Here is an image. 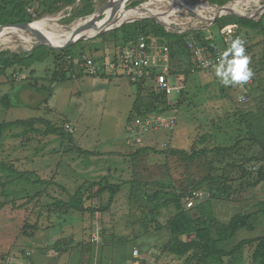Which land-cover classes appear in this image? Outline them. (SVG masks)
<instances>
[{"label": "rangeland", "instance_id": "374dc122", "mask_svg": "<svg viewBox=\"0 0 264 264\" xmlns=\"http://www.w3.org/2000/svg\"><path fill=\"white\" fill-rule=\"evenodd\" d=\"M44 1L29 2L27 13L35 16V20L48 18L53 20L51 25L69 26L74 21L87 17L76 18L84 0H76L74 5H66L56 11H53L54 5L50 3H46L44 8L39 7ZM108 1L90 0L94 10L90 15L102 12ZM148 1L150 0H143L140 5ZM166 1L158 5L159 11L165 13L164 16L171 13L169 18L174 24L176 16L182 17L184 28L192 30L194 40L195 36L210 38L217 46H221L222 39L218 36L214 23L203 22L191 12H185L184 9L176 8ZM184 2L188 7L198 6L201 0ZM132 3L133 1L127 3V9L135 8ZM7 4L9 0H0V7L8 6ZM262 6L264 0H259L258 5L246 4L239 10L246 14ZM176 9L178 14L175 13ZM198 11L208 17V11L205 9L198 8ZM259 19L261 28L240 32L241 38L245 39V54L250 57V66L255 72L250 85L248 82L243 87H225L214 76L213 68L192 72L186 81L181 74L170 76L171 85L184 86L180 94H173L169 98L172 107L168 112L176 117L174 131L157 129L150 130L147 134L139 133L138 130L130 132L131 122L135 118L131 114L133 103L141 93L137 84L132 83L119 67L115 74H110L107 68L104 73L96 76L70 74L67 81L52 83L49 80L57 70L53 54L44 63L33 65V77L29 70L22 69L20 72L19 67L7 70V76L0 78V98L9 90L12 94L11 102L19 103L20 106L4 109L0 103V123L42 118L70 134L73 143L69 144L56 137L23 135V130L16 127L0 135V162L8 164L18 172L31 174V179L39 178L48 183L47 186L37 187L18 181L5 188L0 187V264H185V258L179 259L166 251L169 235L164 228L172 214L157 212L156 217H152L151 206H148L145 195H151L160 189L168 192L180 190L176 188L174 178L180 181L184 176L182 172L178 173L179 170L174 169V166H168L170 162L165 160L166 157L161 152L170 148L191 152V145L202 135L212 131H219L218 133L226 139L234 138L238 128L234 125H222V121L233 123L246 112H253V115H257L256 118L259 117L264 104V13L255 20ZM143 20L156 21L155 18ZM140 21L142 20L134 22ZM174 24H171V27L177 28ZM170 31L173 32L174 29ZM108 33L103 34V37L97 36L82 41L73 50L74 60L85 56L96 61L115 63L119 49L114 47L113 36H107ZM25 34L34 39L29 46L25 47L26 44L18 37L11 36L7 44L0 45V52H31L38 46V41L32 34ZM147 38L149 42L153 41V54L157 55L164 49L169 54L168 48L161 44L159 39ZM27 85L35 87H26L24 91H19V94L12 91ZM147 86L156 88L153 81H148ZM38 89H43V92ZM243 91L247 92V102H239ZM178 99L180 104L176 106ZM260 100L262 101L259 103ZM215 125L222 126L216 130ZM257 125L255 130L260 136L264 121ZM66 126L72 132H69ZM37 127L44 129L42 126ZM77 148L93 152L95 156L88 157L77 152ZM144 148L150 149L148 164L159 170L143 167L140 173L143 172L144 177L150 175L151 181L137 184L136 187L123 188L105 213H65L49 206L47 195L66 199L67 195L61 188L73 194L85 178L99 180L109 175L107 177L110 181L135 180L129 155ZM208 163L207 158L196 162L193 176L199 178L205 175ZM169 167V171H174L173 175L167 170ZM179 169L182 167L179 166ZM185 175L188 179L184 182L194 183L188 172ZM6 181L8 179L0 178V184ZM157 182L164 183L162 185H165V188L155 184ZM41 192L42 196L29 201L35 193L39 195ZM192 195L196 196L195 199L188 198L189 200L183 201L185 211L190 210L187 208L189 202L193 205L201 202L196 200L197 197L206 199L203 189L201 192H192ZM232 199L239 200L209 201L208 212L212 218L220 224H228L236 215H254L250 220L254 229L238 230L233 238L222 246L228 250L242 240L264 236V214H256L264 208L261 204L264 202V184L248 190L245 194L233 195ZM107 204L108 194L87 203L86 206L101 208ZM168 212L173 213L174 207L168 208ZM158 226L163 230L156 233ZM128 240L131 242H127ZM59 241L63 245L62 248L56 246ZM134 250L138 251L136 257L131 256ZM249 263L250 253L243 251L236 257L224 258L222 262L211 261L208 264Z\"/></svg>", "mask_w": 264, "mask_h": 264}, {"label": "trees", "instance_id": "16d2710c", "mask_svg": "<svg viewBox=\"0 0 264 264\" xmlns=\"http://www.w3.org/2000/svg\"><path fill=\"white\" fill-rule=\"evenodd\" d=\"M75 1L45 0L39 4V7L42 6L44 8L46 3H50L54 5L53 11H56L66 5H74ZM89 1L84 0V4L77 11L76 18H84L93 13L94 10ZM131 1H133L132 6L137 7L143 0ZM205 1L212 6L223 7L232 0ZM29 2L30 0H9L8 6L0 7V25L32 23L36 21L35 16L27 13ZM229 24H235L238 27L236 37L241 38L240 32L244 30L256 31L261 28V19L258 21L245 20L236 16L227 15L214 22L218 33L222 27ZM189 34L191 35L192 32L182 35L175 32H168L162 25L156 23V21L142 20L140 22L124 24L110 31L107 36H113V44L115 48L119 49L118 53L124 47L133 45L139 35L159 39L160 43L167 47L169 51L170 76L181 74L186 81L193 69H195V72L199 71L195 68L193 58L187 50L185 40ZM100 37H103V35H100ZM195 40L203 45L211 42L210 38L206 39L200 36H195ZM243 40L245 41V39ZM80 44L81 42H78L73 47L60 52L51 50L45 46H36L31 52H24L23 54L2 51L0 52V78L7 76V70L13 69L14 67H19L20 72L22 69L30 71L33 65L44 63L53 54L55 55L57 70L54 71L52 78L49 80L50 82H65L70 77V74L82 75L83 72L81 70L66 61L68 56H74L73 50ZM249 67L252 69L250 65ZM34 71H30L31 76L35 74ZM252 71L254 72L253 69ZM148 81L152 80L144 78L136 83L141 95L133 103L131 114L135 117L161 113L168 111L172 107L171 101L164 93L147 86ZM26 87L33 88L35 85L20 86L12 91L14 94H19L18 92L23 91ZM39 91L43 92V89ZM11 96L12 94H6L0 98L1 106L4 109L20 106L19 103L13 104L11 102ZM262 100L264 101V97ZM179 104L180 99L176 101V106H179ZM260 110L261 113H258L259 117L257 118V115H253V112H246L240 115L239 118H236L233 123L230 121H222V125L226 124L229 127L234 125L238 128L235 131L234 138L226 139L225 136L218 133L219 131H212L213 133L208 132L194 142L191 145V152H186L178 148H170L161 152V154L165 155V160L170 162L168 166H174V169L179 170L178 173L182 172L184 178L182 177L180 181H177L173 177L174 184L177 187L174 184L173 186L180 190L168 192L160 189L151 195H145V198L149 203L148 206H151L150 214L152 217H156L157 212L172 214L164 228L169 235L166 251L179 259L185 258V264H192L193 262H196V264H208L211 261L222 262L224 258L236 257L243 251L250 253L249 264H264V236L242 240L230 250L222 247L233 238L238 230L247 229L252 231L254 227L250 224V220L254 215H236L228 224H220L208 212L209 201H238L239 199H232V196L245 194L248 190L264 184V126L260 129V136L255 130V127L258 126L257 124L264 121V104ZM37 126H42L44 129H39ZM215 126L217 130L219 126ZM14 127L22 129L23 135L31 134L43 137H56L69 144L73 143L70 134L66 133L61 127H55L49 121L42 118L0 123V135ZM149 151V148H144L135 151L132 154L133 156L129 155L135 172V180L121 182L110 181L111 179L109 180V177H107L109 175L103 176L99 180H88L85 178L73 194H69L64 188H61L67 195L66 199L47 195L50 202L49 206L65 213L77 212L89 215L105 213L123 188L128 186L132 188L136 187L137 184H144L151 181L150 175L144 177L142 175L143 172L140 173L143 167H149L148 170H151V168L157 171L159 170L157 167L148 164L147 157ZM77 152L88 157L95 156L93 152L78 148ZM203 158H207L209 161L206 174L199 178L194 177V164ZM179 166L182 169H179ZM161 167L167 166L161 165ZM169 169L170 167L167 170L169 171ZM173 172L172 169L169 171L172 175ZM186 172L192 176L191 181H194V183L184 182V180L188 179V176L185 175ZM27 174L18 172L8 164L0 162V178L4 177L8 179V181L0 184V187L5 188L9 184L18 181H23L37 187L48 185L46 181L39 178L31 179V174ZM155 184L160 185L161 188H165V185H162L164 183L157 182ZM202 189L207 198L197 197L196 200H201V202H197V205H193L192 207H187L190 210L185 211L183 201L189 200L188 198L195 199L196 196L192 195V192H201ZM35 194L29 200L30 202L42 196L43 192L39 195H37L38 193ZM106 194H108V204L105 207L94 208L86 206L87 203H92ZM261 204L263 207L264 202ZM171 206L174 207L173 213L168 212V208ZM191 208L194 209L192 210ZM256 214H264V208H261ZM161 230L163 229L158 226L155 232L158 233ZM127 242L131 241L128 240ZM56 246L58 248L63 247L61 241L57 242Z\"/></svg>", "mask_w": 264, "mask_h": 264}, {"label": "built area", "instance_id": "2783aa9c", "mask_svg": "<svg viewBox=\"0 0 264 264\" xmlns=\"http://www.w3.org/2000/svg\"><path fill=\"white\" fill-rule=\"evenodd\" d=\"M177 8V7H176ZM178 10L176 9V14ZM175 16V15H174ZM165 20V19H163ZM161 21L162 26L166 31L178 33L180 35L192 32L188 27L185 29V23L182 17L176 16V23L169 18V23L167 21ZM174 24L177 28L171 27ZM238 27L235 24H229L222 27L218 33V36L222 39L221 46H217L212 40L209 44L203 45L198 41L194 40L192 35L186 37V46L189 51L193 61L195 63V68L199 71H207L213 68V65L217 62L219 55L227 48L228 41L230 39L236 38ZM153 41L149 42V39L144 35H139L137 40L130 47L124 48L117 56V61L108 62L101 61L90 57H82L75 59L68 56L66 61L73 64L83 74L89 76H96L105 72L109 68L110 74H115L116 69L123 70L129 77L130 81L136 84L139 80L147 78L152 80L158 92L164 93L168 98L173 94H180L184 90V86H179L178 84L171 85L170 82V57L167 51L164 49L163 52L160 51L159 54L152 53ZM195 72V69L192 70ZM252 83V80L248 85ZM247 86V90H248ZM246 91H243V95L239 96V102H246L247 98L245 95ZM132 126L134 128H132ZM176 127V117L170 114L168 111L161 113L150 114L144 117H135L131 122L130 132L137 131L149 132L150 130L165 129L168 131H174ZM69 132L72 130L66 126ZM131 134V133H130ZM188 207H192L193 203L189 202ZM133 256H138V251H133Z\"/></svg>", "mask_w": 264, "mask_h": 264}, {"label": "bare ground", "instance_id": "6f19581e", "mask_svg": "<svg viewBox=\"0 0 264 264\" xmlns=\"http://www.w3.org/2000/svg\"><path fill=\"white\" fill-rule=\"evenodd\" d=\"M131 0H109L107 3V6L105 8V12L103 14V17H105V20L110 16L111 11L113 7L117 4H119V12L112 21L110 25L103 28L102 30H106L109 28H117L119 25H122L126 22L130 21H136V20H142L147 18H155L158 21H161L167 17V21L165 23H169V17L171 16V13L164 16V12H160L158 9V5L164 1V0H150L147 3H144L140 6H138L136 9H127V3ZM166 1V0H165ZM185 0H167L166 2L172 3L174 7L182 8L186 11L192 12L197 18L201 21H205L208 23H211L213 19L217 16H225L229 15L230 13L226 11H231L232 14L239 15V16H259V8L256 11H252L249 13L244 14L239 10L240 7L248 4H259V0H234L231 3H228L226 7V11H221L218 7H211L208 5L206 1L201 0V2L198 4V6H189L185 4ZM178 8V9H179ZM198 8H203L208 11V17H205L198 11ZM175 9V8H173ZM254 10V9H253ZM60 17V16H58ZM52 18V17H51ZM97 19V14H93L90 16H87L84 19H79L74 21L69 26H58L57 24H52V19L43 18L41 20H36L33 22V27L36 29L42 36H44L50 43L53 45L61 46L64 45L67 41L72 40L73 34L76 31L78 27H81L86 24H90ZM189 19V18H188ZM172 20V19H171ZM97 32H88L83 34V37L90 38L93 37ZM108 33V32H107ZM10 35V36H9ZM11 36L18 37L22 43L26 44L25 47L29 46L34 39H31L28 37L24 32L14 29H8L4 31H0V45L7 44L9 40L12 38ZM34 44V43H33Z\"/></svg>", "mask_w": 264, "mask_h": 264}, {"label": "water", "instance_id": "95a60500", "mask_svg": "<svg viewBox=\"0 0 264 264\" xmlns=\"http://www.w3.org/2000/svg\"><path fill=\"white\" fill-rule=\"evenodd\" d=\"M136 8L137 7L131 8V9H136ZM220 10L226 11L227 9L225 6H223V7H220ZM104 12H105V9H103L102 12L97 13L96 21H94L90 24H86V25H83L81 27H78L73 34L72 40L67 41L64 45H61V46L53 45L52 43H50V41H48L36 29H34L33 22L32 23L0 25V31H4V30H8V29H14V30L22 31L24 33H26V32L30 33L37 39L38 46H45L51 50L60 52V51H64L66 49H69L70 47H73L78 42L86 41V40L92 39L94 37L103 35L109 31L115 30L116 28H114V29L109 28L106 30L105 29L102 30V29L107 27L108 25H110L112 23V21L114 20V18L116 17V15L119 12V4H117L113 7L110 16L106 20H105V17H103ZM226 12L230 13L229 15H235V14H232L231 11H226ZM263 13H264V6L259 8V16L262 15ZM236 16L239 18L245 19V20H255L258 17V16L247 17V16H239V15H236ZM218 18H220V16L215 17L213 19L212 23H214ZM136 21H138V20H136ZM156 21H157V23L160 24V22L157 19H156ZM130 22H134V21H130ZM126 23H129V22H126ZM160 25H162V23ZM120 26L121 25H119L117 28H119ZM94 31H96L97 33L93 37H90V38L83 37V34L88 33V32H94ZM205 197L207 198L206 195H205Z\"/></svg>", "mask_w": 264, "mask_h": 264}, {"label": "clouds", "instance_id": "9594fccd", "mask_svg": "<svg viewBox=\"0 0 264 264\" xmlns=\"http://www.w3.org/2000/svg\"><path fill=\"white\" fill-rule=\"evenodd\" d=\"M249 65L250 57L245 54V41L236 37L228 41L227 48L213 65L214 76L225 87H243L254 76Z\"/></svg>", "mask_w": 264, "mask_h": 264}, {"label": "crops", "instance_id": "0c3cea01", "mask_svg": "<svg viewBox=\"0 0 264 264\" xmlns=\"http://www.w3.org/2000/svg\"><path fill=\"white\" fill-rule=\"evenodd\" d=\"M31 70H35V69H33V66H32V69H30V71H31ZM32 77H33V76H32ZM23 91H24V90H23ZM8 93H10L9 90L6 91V94H8ZM6 94H4V95H6ZM10 94H11V93H10ZM4 95H3V96H4ZM35 119H36V118H35ZM28 120H29V119H28ZM16 121H17V120H16ZM146 134H147V133H146ZM131 252H132V251H131ZM131 256H133V252H132V255H131ZM130 258H131V257H130ZM126 259H127V258H126Z\"/></svg>", "mask_w": 264, "mask_h": 264}]
</instances>
